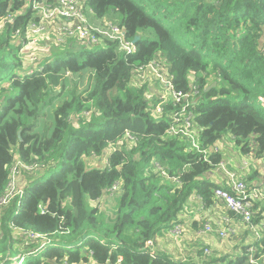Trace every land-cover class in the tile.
Instances as JSON below:
<instances>
[{"label": "trees", "instance_id": "16d2710c", "mask_svg": "<svg viewBox=\"0 0 264 264\" xmlns=\"http://www.w3.org/2000/svg\"><path fill=\"white\" fill-rule=\"evenodd\" d=\"M31 6L0 0V22L13 19L0 31V264H249V248L264 255V207L251 199L260 238L234 259L211 247L205 256L203 246L168 251L163 241L190 199L207 208L216 189L234 192L230 178L222 187L205 177L223 158L214 149L224 136L242 154L255 136L264 157V0H86L89 24L139 37L137 52L61 36L43 41L51 50L38 70L22 63L26 29L38 21ZM154 59L174 90L198 86L190 111L207 161L167 135L172 102L157 116L159 100L132 80ZM15 165L16 194L3 202Z\"/></svg>", "mask_w": 264, "mask_h": 264}, {"label": "built area", "instance_id": "2783aa9c", "mask_svg": "<svg viewBox=\"0 0 264 264\" xmlns=\"http://www.w3.org/2000/svg\"><path fill=\"white\" fill-rule=\"evenodd\" d=\"M83 5L84 1L82 0H52V2L50 0H32L31 8L38 21L31 22L28 25L26 29L27 43H24V47L29 43V38L33 43L42 41H55L59 43L61 42V36H68L78 39L86 47H98L100 46V42L106 38L117 41L121 50L126 55H133L137 52V45L125 38L123 28L110 23L104 28H97L90 25L86 19ZM12 20L11 17H8V19L1 21L0 31L6 23H11ZM18 33L17 31L15 35L17 36ZM158 61L159 59H154L135 67L133 69L134 74L143 76L144 82L137 80L134 74L132 80L134 79L137 85L146 84L148 88L155 86L163 88L164 94L157 97L159 103L155 106L154 113L161 117L164 110L163 106L168 101L172 102L175 110L177 109L169 116L170 125L167 130V135L183 138L189 144V151L202 154L204 160L207 161V151L203 150L200 146L199 130L194 125V115L190 111L191 105L198 99L199 88L191 84L190 90L187 92L174 90L171 84L172 77L168 76L165 67H162L161 75L158 64L156 63ZM126 137L132 139L128 134H126ZM214 151L218 152L219 149L215 147ZM20 167L30 171V167ZM219 167H223V164L220 163L217 166L218 170ZM246 167L247 164L243 161L240 166V172L243 173V169ZM225 173L230 178L234 192L230 193L220 188L214 191V196L238 218L243 229L250 236L253 235V238L250 239L252 243L256 238H260V231L252 222L251 204L248 201V199H251V195L247 192L246 185L239 180V177L235 173L227 172V170ZM16 176L18 177V165L13 166L11 169V180L8 184L5 197L2 200L3 202L8 201L16 194V184L11 186L16 181ZM226 223V219H220L219 222L216 220L214 223L207 222L192 235L198 239L203 235H212L214 232H217L218 237L222 240H230L233 231L226 229ZM261 224L264 227V223ZM190 235L184 224L179 223L167 231L163 241L170 245L173 250L182 252L184 241L189 239ZM31 237L36 238L37 236L31 235ZM149 246L151 248L150 254L155 256L157 251L153 244L149 243ZM178 252L174 251L176 255L173 258L175 260H181L183 258L178 255ZM211 252L210 247L204 246L205 256H210ZM255 253L256 249L254 247L248 249L249 264H264V255L260 254L255 256Z\"/></svg>", "mask_w": 264, "mask_h": 264}, {"label": "crops", "instance_id": "0c3cea01", "mask_svg": "<svg viewBox=\"0 0 264 264\" xmlns=\"http://www.w3.org/2000/svg\"><path fill=\"white\" fill-rule=\"evenodd\" d=\"M152 91L154 93L156 92V90ZM219 153L223 155L220 162L223 164V167H219V170L216 167L212 172H208L206 178L213 184L227 187V184H229V177L225 173L226 170L227 172L235 173L236 176L239 177V180L245 178V180L248 181L247 186L250 188V194H252L254 189L256 190L250 196L253 203H259L260 207H264V157L257 158L255 155L249 167V163L244 159L240 160L237 165L234 159L225 161L226 155L221 150H219ZM245 155L246 154L239 152L236 156L238 159H241ZM243 161L246 162L247 167L243 169V173H241L240 166ZM228 166L229 169H227ZM214 201L215 203L213 205L206 208L202 205L198 197H193L188 202L183 213L180 214L181 223L186 227L188 234H191L189 239L186 240L184 249H188V246L191 245L194 246V249L200 246H208L211 247L218 256H227L229 259H234L240 253L242 246L251 244L250 239L253 238V235L250 236V234L243 229V226L239 223L236 216H229L228 209L222 202L215 199ZM262 214L264 215V212ZM220 219H226V229L233 231V234L230 236V241L221 242L218 239L217 232H214L212 235H203L198 239L192 235L198 231L192 229V227L195 228V222L201 223L205 221L204 224L207 222L214 223L216 220L219 222ZM261 223H264V219L261 220ZM174 255L176 254L174 253Z\"/></svg>", "mask_w": 264, "mask_h": 264}, {"label": "rangeland", "instance_id": "374dc122", "mask_svg": "<svg viewBox=\"0 0 264 264\" xmlns=\"http://www.w3.org/2000/svg\"><path fill=\"white\" fill-rule=\"evenodd\" d=\"M24 1H29V0H24ZM82 1H86V0H82ZM87 19V17H86ZM88 21V20H87ZM28 44H26V46L24 48L21 49V53H23V57H22V63L24 66H27V68H31L32 70H38L42 68V61L43 59H45L50 52V48L48 49V47H45V43L39 42V43H33L31 41V39L29 38L28 40ZM102 48H100V46L95 47V50H101ZM93 50V49H91ZM158 64L160 73L162 71V67H164L165 63L162 59H159L158 62H156ZM162 64V65H161ZM162 75V73H161ZM134 77L137 80H140L142 82H144L143 76L141 75H135ZM148 86V85H147ZM150 90V100H151V104H153V101L159 100L157 97L164 94L163 88L155 86V87H150L148 88ZM152 90H156V94L152 91ZM157 95V96H156ZM255 136H251L249 141H248V146H249V153L246 154L243 158L238 159L237 158V154L240 152L238 148H235L233 146V143L231 142V138L229 136H224L222 138L221 141H219L217 143V148L219 150H221L226 156H225V161H228V159H234L235 163L238 165V162L242 159H244L245 161H247L249 163V167L250 164L255 156L256 150H257V146L256 143L254 141ZM189 146V144H188ZM206 177V176H205ZM17 178V176H16ZM17 183L19 184V180L16 179V181L14 183L11 184V186H14L15 184L17 185ZM103 208L105 210L109 209V206L107 203H105L103 205ZM183 213V212H182ZM186 222V221H185ZM218 239L221 242H225V241H230V240H222L220 237H218ZM164 244L169 246L168 251H173L171 246L168 245L165 241ZM204 247V246H203ZM238 247V246H237Z\"/></svg>", "mask_w": 264, "mask_h": 264}, {"label": "water", "instance_id": "95a60500", "mask_svg": "<svg viewBox=\"0 0 264 264\" xmlns=\"http://www.w3.org/2000/svg\"><path fill=\"white\" fill-rule=\"evenodd\" d=\"M139 40V37H136L132 42L134 43V44H137V41ZM216 86V83H214L213 85H212V87H208L205 91H208L209 89H211V88H214Z\"/></svg>", "mask_w": 264, "mask_h": 264}]
</instances>
